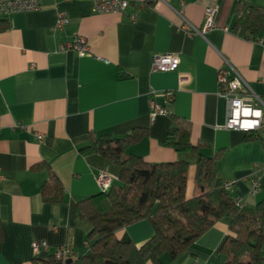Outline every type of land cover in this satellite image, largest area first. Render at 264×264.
Segmentation results:
<instances>
[{
  "label": "crops",
  "instance_id": "crops-1",
  "mask_svg": "<svg viewBox=\"0 0 264 264\" xmlns=\"http://www.w3.org/2000/svg\"><path fill=\"white\" fill-rule=\"evenodd\" d=\"M131 2L124 13L97 15L94 0H46L37 12L0 18V264H41L63 247L73 260L87 252L91 224L77 216V203L101 193L100 170L118 179L120 173L105 158L82 154L102 135L122 139L148 130L127 154L151 164L187 162V198L201 195L196 156L166 146L171 115L184 122L194 145L205 147V156L217 157L213 178L230 185V196L241 201L245 214L255 216L264 201L262 139L225 128L228 107L217 81L227 60L264 100V43L233 32L238 3L264 9V0ZM142 3L148 8L141 10ZM210 8H218L217 26L206 38L183 30L185 22L201 29ZM61 15L70 24L57 31ZM78 37L87 40L88 56L61 50ZM168 54L179 56V70L152 72V58ZM168 91L175 93L170 105L164 99ZM150 101L168 115L152 122ZM52 174L64 188L61 203L43 198ZM231 223L222 219L179 257L164 255L162 264H228L222 247ZM154 233L145 220L118 236L140 248ZM35 242L49 250L36 255Z\"/></svg>",
  "mask_w": 264,
  "mask_h": 264
},
{
  "label": "trees",
  "instance_id": "trees-1",
  "mask_svg": "<svg viewBox=\"0 0 264 264\" xmlns=\"http://www.w3.org/2000/svg\"><path fill=\"white\" fill-rule=\"evenodd\" d=\"M236 15L233 32L237 36L254 42L264 39L263 8L240 2ZM170 118L166 146L177 154L196 156L195 182L201 195L187 198V162L151 164L127 154L148 137V130H135L122 139L111 135L93 139L82 154H96L117 165L119 181L107 193L77 203V216L89 221L91 232L87 252L76 260L70 254L72 264H162L164 255L179 257L224 218L232 219L222 247L228 264H264V201L257 205L255 216L245 214L230 196L227 183L213 178L217 157L205 156V147L192 143L184 122L174 115ZM63 197L64 188L52 174L43 187V198L47 203H61ZM145 220L155 233L142 247L128 236H118L126 227ZM66 262L57 260L54 253L41 264Z\"/></svg>",
  "mask_w": 264,
  "mask_h": 264
},
{
  "label": "built area",
  "instance_id": "built-area-1",
  "mask_svg": "<svg viewBox=\"0 0 264 264\" xmlns=\"http://www.w3.org/2000/svg\"><path fill=\"white\" fill-rule=\"evenodd\" d=\"M46 0H0V18H9L18 13H33L41 10L42 2ZM71 1V0H65ZM131 0H94L93 13L97 15H111L124 13L131 5ZM141 10L148 8L147 4H140ZM181 16V15H180ZM218 16V8H210L206 11L204 25L201 29L196 28L192 24L185 22L183 30L187 34L206 36L216 29V19ZM182 17V16H181ZM70 21L61 15L56 30L62 31ZM264 43L262 40L260 41ZM63 52L67 50L75 51L80 57L90 54L87 40L83 37L74 39L71 43L61 48ZM227 67L219 70L217 81L219 85V94L227 102V122L225 128L228 130H237L246 134L258 135L262 139L264 145V100L257 95L250 87L249 83L241 76V74L233 68L227 60H224ZM179 56L156 55L151 61V70L154 73H173L179 70ZM175 98L173 91L164 93L165 104H172ZM152 113L151 121L154 122L159 116L168 115V111L163 105L150 101ZM40 143L44 142L43 136H38ZM97 181L102 193H107L119 179L111 175L106 170H100ZM227 189L230 185L227 184ZM259 191L258 181L254 180L252 184V193L257 195ZM237 205L242 209L241 201H236ZM33 251L38 255L41 251H48L49 246L44 242H35L32 245ZM71 251L68 247L57 249L55 252L56 259L65 263L69 260Z\"/></svg>",
  "mask_w": 264,
  "mask_h": 264
},
{
  "label": "water",
  "instance_id": "water-1",
  "mask_svg": "<svg viewBox=\"0 0 264 264\" xmlns=\"http://www.w3.org/2000/svg\"><path fill=\"white\" fill-rule=\"evenodd\" d=\"M73 260H68L66 264H72Z\"/></svg>",
  "mask_w": 264,
  "mask_h": 264
}]
</instances>
